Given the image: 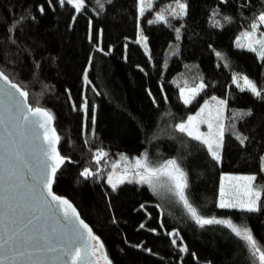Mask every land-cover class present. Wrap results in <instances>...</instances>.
<instances>
[{"label": "trees", "instance_id": "obj_1", "mask_svg": "<svg viewBox=\"0 0 264 264\" xmlns=\"http://www.w3.org/2000/svg\"><path fill=\"white\" fill-rule=\"evenodd\" d=\"M184 2L187 15L169 16L168 26L147 21L174 0H145L150 10L143 17L138 0H85L80 13L58 0H0V70L29 92V104L53 114L58 150L68 158L53 191L100 237L112 264H259L230 229L197 225L176 194L166 202L144 184L123 183L113 190L107 182L111 163L124 162L122 156L132 161L146 153L152 167L175 159L187 173L185 191L201 215L246 225L264 246V196L258 212L218 207L223 174L255 175L256 184L264 185V94L257 98L233 82L246 75L264 89V62L236 47L238 38L247 44L242 34L264 12V0ZM141 29L147 52L136 42ZM201 82L206 87L184 104L180 90ZM212 97L228 101L219 162L176 128ZM238 134L247 137L243 144ZM99 149L108 156L96 165L93 153ZM86 167L98 174L81 176ZM174 231L176 245L168 235Z\"/></svg>", "mask_w": 264, "mask_h": 264}, {"label": "snow or ice", "instance_id": "obj_2", "mask_svg": "<svg viewBox=\"0 0 264 264\" xmlns=\"http://www.w3.org/2000/svg\"><path fill=\"white\" fill-rule=\"evenodd\" d=\"M58 3L60 6L71 5L76 13H80L85 7V0H58ZM144 5L145 0H138L140 17L150 10L146 9ZM39 11L43 13L44 7L40 6ZM187 11L188 5L184 0H174V3L167 5L163 11L156 12L155 18L148 20L147 23H164L171 26L169 16L181 18L187 15ZM218 14V12H213L214 17ZM224 19L231 22L230 17H224ZM261 24H264V12L260 13L257 20L251 24L250 30L242 34V38L247 40V44H242L241 38H238L236 47H246L249 51L257 53L261 62H264V32H259L258 38L256 36ZM175 32L176 38L179 39L180 28H175ZM147 39L141 29L136 42H143L146 52L148 51ZM216 56L223 58L220 52H216ZM84 80L86 83H91L88 80L87 72L84 74ZM240 80L243 81V86H241ZM0 81H3V84H0V128L4 130L0 133V264H92L93 257L97 253L103 258L105 264H112L104 252V244L100 237L95 235L92 228L80 218L76 208L67 198L57 195L53 191L52 186L56 173L68 159L62 156L57 148L60 137L52 127L53 114L46 108L33 107L29 104V92L20 84L14 83L3 70H0ZM233 82L241 91L248 90L257 98H262V94H264V89L258 87L246 75L239 79L234 76ZM204 87L206 85L201 82L197 87L181 89L184 103L190 104ZM186 92L187 95H185ZM212 100L221 106L217 108V120L219 121L223 111L227 108L228 101L217 97H212ZM207 106L206 102L200 112L203 113ZM82 110L87 120L88 102L86 98L83 101ZM237 115H251V112L234 113V116ZM197 116L188 117L186 122L177 124L176 128L179 132L186 133L192 139L204 144L212 159L219 162L225 125L218 123L216 131L213 133V124L209 122V132L201 133L194 124ZM95 123V109H93L91 120L93 135H95ZM40 129H43L42 134ZM238 139L243 144L247 137L238 134ZM25 140H31L37 146L36 150L30 153L20 150V145ZM44 141L47 143H43ZM107 156L108 153L103 149L97 150L93 153L94 163L100 165L101 160ZM121 160L128 161V157L122 156ZM261 160V170L264 171V157ZM118 167L119 164H113V170L107 177V182L113 190L119 184L124 183L130 171L125 169L123 173L117 175L115 170ZM133 167L134 175L139 177L138 182L140 183L151 185L154 179H159L161 176L168 177L174 185V191L179 201L182 202L187 213L197 225L200 227L206 225L225 226L248 245L253 259L258 260L259 264H264V246L257 241L249 227L236 224L231 219H219L215 216L205 217L200 214L198 208L190 202L186 194L187 173L177 160L169 159L158 167H152L145 153L143 157L135 158ZM141 169L143 171H140ZM97 174L88 167L80 173L85 178ZM225 179L244 181L245 183L240 186L242 194L233 199H225L222 184L219 208H234L248 213L261 210L264 185L256 184L257 176L225 177ZM144 226V224L140 225L141 228ZM168 235L174 237L171 243L176 245L179 233L174 231ZM180 251L187 252V247L182 246Z\"/></svg>", "mask_w": 264, "mask_h": 264}, {"label": "rangeland", "instance_id": "obj_3", "mask_svg": "<svg viewBox=\"0 0 264 264\" xmlns=\"http://www.w3.org/2000/svg\"><path fill=\"white\" fill-rule=\"evenodd\" d=\"M144 6L146 9H148L150 4H145ZM138 11H139V8H138ZM260 32H264L263 26L260 27ZM256 36L258 38L259 34H257ZM197 86H194V87H197ZM185 88H193V87H185ZM200 92H199V94H200ZM185 95H187V92L185 93ZM180 97H181L182 102L184 103V98L181 96V90H180ZM206 102H207L208 106L205 108L204 112L201 113L200 109L205 106ZM218 107H221V106L217 105L216 101H213L212 98L206 99L202 103L200 108L196 112L190 114L188 117L197 116V114L199 113V116H197V120L194 121L195 126L199 129V131L201 133L207 134L209 132L208 123L210 122L213 124L212 132L215 133L216 125L218 123H223L224 117H225V110H224L223 114H222V118L219 121L217 120V108ZM187 118L182 123L186 122ZM113 164H119V167L116 168V170H115L117 175H119L120 173H123L125 171V169L130 170L128 176L126 177V179L124 181V183L144 184L147 187H149L154 193H156L161 198V200L166 201V202L169 201L170 199H172L173 195L175 194L174 185L169 180V178L166 176H161V177H159V179H154L153 183L151 185L148 183L138 182L139 177L134 175L135 169H134L133 165L135 164V160H132V161L128 160V161H124V162L113 161L111 163L110 173L113 170L112 169ZM140 171H143V170L141 169ZM239 176H247V175L223 174L221 176L220 189H221V185L223 184L224 192H225V199H233L237 195L242 194L240 186L245 183L244 181L225 179V177H239ZM114 179H115V177H114ZM119 185H121V184H119ZM109 186L112 187L110 184H109ZM219 200H220V190H219ZM100 263L105 264L102 257L100 258Z\"/></svg>", "mask_w": 264, "mask_h": 264}, {"label": "water", "instance_id": "obj_4", "mask_svg": "<svg viewBox=\"0 0 264 264\" xmlns=\"http://www.w3.org/2000/svg\"><path fill=\"white\" fill-rule=\"evenodd\" d=\"M0 84H3V81H0ZM29 103V102H28ZM52 127L54 128V121L52 122ZM55 129V128H54ZM4 130L2 129V128H0V133H2ZM40 131V133L42 134L43 133V129H40L39 130ZM55 132H56V130H55ZM56 134H57V132H56ZM58 135V134H57ZM43 143H47L46 141H44ZM59 144V143H58ZM36 148H37V146L35 145V144H33L32 142H31V140H25L24 141V143L23 144H21L20 145V150H22V151H24V152H26V153H30V152H32V151H35L36 150ZM57 148H58V145H57ZM66 162V161H65ZM65 162H64V164H65ZM63 164V165H64ZM63 165L59 168V170L63 167ZM59 170L57 171V173L59 172ZM24 171H26V169H24ZM56 173V174H57ZM53 185H54V183H53ZM53 187V186H52ZM78 212V211H77ZM80 215V214H79ZM80 218H81V216H80ZM82 219V218H81ZM100 258H101V256H100V254L99 253H97V255L95 256V257H93V261H92V264H101L100 263Z\"/></svg>", "mask_w": 264, "mask_h": 264}]
</instances>
